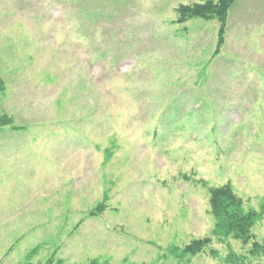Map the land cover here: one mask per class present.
<instances>
[{"label":"rangeland","instance_id":"374dc122","mask_svg":"<svg viewBox=\"0 0 264 264\" xmlns=\"http://www.w3.org/2000/svg\"><path fill=\"white\" fill-rule=\"evenodd\" d=\"M202 1L0 0V264H224L249 244L184 248L228 182L264 238V0L216 55L217 19L177 22Z\"/></svg>","mask_w":264,"mask_h":264},{"label":"trees","instance_id":"16d2710c","mask_svg":"<svg viewBox=\"0 0 264 264\" xmlns=\"http://www.w3.org/2000/svg\"><path fill=\"white\" fill-rule=\"evenodd\" d=\"M236 0H204L190 4H180L176 7L177 22L184 23L193 17L203 19H217L219 30L216 47L213 55L219 53L225 41V31L229 16V11ZM1 83V80H0ZM13 124V119L7 113L0 114V128L10 126L13 129L19 128ZM209 211L213 216L214 222L210 234L201 238L192 239L184 248L186 252L197 254L209 247L206 252L213 258H218V250L212 247L213 239L224 242L230 239L240 240L249 248L246 253H236L229 250L223 258L224 264H256L253 260L264 256V238L258 239L252 232V227L261 212L253 209H245L242 197L237 193L233 185L228 182L220 186H210L208 188ZM262 212H264L262 210ZM95 214L94 212L91 213ZM41 245H36L26 253V258L30 260L36 255ZM58 248L54 249L45 264H66L56 258ZM94 258L86 264H110V262ZM26 264H29L27 262ZM133 264V263H124Z\"/></svg>","mask_w":264,"mask_h":264}]
</instances>
